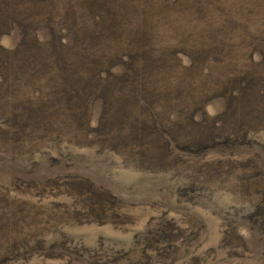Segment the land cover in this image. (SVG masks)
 <instances>
[{
  "label": "rangeland",
  "instance_id": "obj_1",
  "mask_svg": "<svg viewBox=\"0 0 264 264\" xmlns=\"http://www.w3.org/2000/svg\"><path fill=\"white\" fill-rule=\"evenodd\" d=\"M39 2L0 0V264H264V0Z\"/></svg>",
  "mask_w": 264,
  "mask_h": 264
},
{
  "label": "trees",
  "instance_id": "obj_2",
  "mask_svg": "<svg viewBox=\"0 0 264 264\" xmlns=\"http://www.w3.org/2000/svg\"><path fill=\"white\" fill-rule=\"evenodd\" d=\"M42 2H47L49 0H41ZM51 1V0H50ZM42 2H39V3H34V4H31V6L33 8H39V5H42V7L46 4L42 3ZM26 7V9L28 10L29 9V5L28 6H24ZM63 14L64 16L70 20L71 24L74 26V27H77V28H80V29H84V26L87 24L86 21L84 22H81V18L80 16L78 15V12L76 10V8L74 6H72V10L68 12V9L63 11ZM72 14V15H71ZM3 12L2 10H0V25L1 27L3 26V24H1V22H3L4 20V16H3ZM112 15V14H111ZM116 14H114L113 16H115ZM36 17V16H34ZM33 17V18H34ZM33 18H30L31 20H33ZM119 18V17H118ZM112 21L113 22H116V20L114 18H112ZM119 21L121 22V19L119 18ZM92 36H97V35H94L93 33H91ZM51 36H52V33L50 32L49 35H45V36H40V35H34L33 36V40H32V37H31V34H28L27 37L29 38V40L31 41V45L30 46H27L26 43H25V46H23L22 42H20V45H19V49L17 50V52H20L18 57L16 58L17 60V64H19L21 66V68H24L23 66H26L28 65V63H30L31 59L36 56V55H45L47 52H49L51 50V48L53 47V44H52V41H51ZM24 40V39H23ZM66 38H61L58 43H59V49L64 51V50H67L70 48L71 46V43L72 41H69L68 43L66 42ZM111 41L115 44V43H118L117 40L115 39H112L111 38ZM24 47V49H23ZM21 48V50H20ZM23 49V50H22ZM111 51H113V57H110L109 59H121L120 57V54L118 52V50H116L115 48H112L111 47ZM5 52V51H4ZM7 51L4 53V54H0V70H3L5 73L8 71L7 68L8 65H4L2 64V62H7L5 59H4V56L6 55ZM15 54H12L11 56H15ZM78 56H79V60H82L83 58H85L86 54L83 53V52H76L73 56H72V59L74 60H78ZM10 58V57H9ZM64 59H67L65 56H62L60 55L58 58L56 56H51V59L53 60H56V59H59L61 61L64 62ZM48 61L50 60H43L42 64H47ZM66 63V62H64ZM0 72L1 74L3 73ZM153 77V75L151 76Z\"/></svg>",
  "mask_w": 264,
  "mask_h": 264
}]
</instances>
